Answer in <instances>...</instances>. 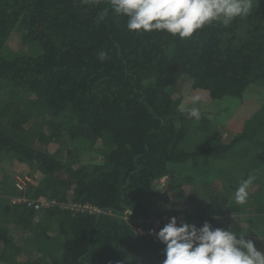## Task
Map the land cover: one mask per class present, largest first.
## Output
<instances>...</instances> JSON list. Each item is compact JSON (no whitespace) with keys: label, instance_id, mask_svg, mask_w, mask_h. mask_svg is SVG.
<instances>
[{"label":"trees","instance_id":"trees-1","mask_svg":"<svg viewBox=\"0 0 264 264\" xmlns=\"http://www.w3.org/2000/svg\"><path fill=\"white\" fill-rule=\"evenodd\" d=\"M251 3L229 26L214 22L182 39L129 31L108 0H0V159L13 155L31 170L19 196L57 202L13 203L5 194H16L15 182L1 174L0 264H160L163 245L134 223L176 217L177 190L197 186L178 223L227 227L229 214L244 211L230 176L237 185L255 177L262 191L246 203L264 216V104L228 142L211 137L207 114L195 120L178 110L188 92L210 105L264 88V0ZM15 37L24 52L8 48ZM97 145L99 159L74 153ZM162 178L167 187L158 192ZM8 223L30 236L34 257L20 259Z\"/></svg>","mask_w":264,"mask_h":264},{"label":"clouds","instance_id":"clouds-1","mask_svg":"<svg viewBox=\"0 0 264 264\" xmlns=\"http://www.w3.org/2000/svg\"><path fill=\"white\" fill-rule=\"evenodd\" d=\"M98 4L100 0H91ZM111 11L127 17L129 31H166L179 38H189L196 30L218 22L229 26L236 18L248 16L251 0H108ZM107 14L105 11L104 15ZM98 58L107 54L101 51ZM199 94L191 95L178 110L189 119L201 118ZM254 176L243 180L234 190L237 204L249 197ZM163 245L161 264H264V252L246 238V232L233 231L232 226L213 227L208 221L197 226L172 216L154 232Z\"/></svg>","mask_w":264,"mask_h":264},{"label":"rangeland","instance_id":"rangeland-1","mask_svg":"<svg viewBox=\"0 0 264 264\" xmlns=\"http://www.w3.org/2000/svg\"><path fill=\"white\" fill-rule=\"evenodd\" d=\"M18 42V37L11 38L8 41L7 46L11 52L14 51L15 53H21L25 51V47L19 46ZM191 95L193 94L188 92V98ZM202 99L204 98H201V100ZM261 104H264V88L259 85H251L246 90L241 99H233L231 97H227L220 99V101L211 102L210 105L208 102H200L198 106L201 108V116L204 114L208 115V120L206 124L208 127H210V129H213L211 137H218L220 141L228 142L233 139L236 134L241 132L245 119L249 118L254 112H256L261 107ZM195 133L199 134L200 136L199 132ZM96 148H98V145L91 149L84 146H78L77 151H75L74 153L76 154L77 158H80L81 160L82 158H84L83 160H85L86 157L99 159ZM224 164L226 167L229 168V170L231 169L235 172V163L232 164L224 162ZM0 166V176L1 174H5V178H11V180L15 182L14 185L16 189V194H5L6 199L13 201V199L17 198L18 192L20 191L19 189H17L18 187H16V182H19L20 180L26 182V177L30 178L28 174L31 170L25 163L18 161L13 155L2 156V158L0 159ZM229 178V183L236 184V187L239 186L237 185L238 183L235 182L234 177L230 176ZM215 184L218 185L219 182L215 181ZM166 187L167 182L160 180H157L154 185V188L158 192L165 191ZM259 188V183H253L249 186L248 191L253 195L254 193L256 194V192L262 191V189ZM15 189L12 186L10 189H8V192L10 193L11 191H15ZM197 190V186H185L181 189V191L177 190V192L175 193L176 203L174 208L175 210L179 211V213L176 215V217L183 218V212L188 211L191 207L188 202L187 195L190 192H196ZM231 196H234V191L231 192ZM232 198L234 199V197ZM51 201L56 202L55 199H52ZM59 204L61 206H78V204L74 203ZM240 206L241 209H243L244 211H241L240 214H229V217L231 219L229 225H231L233 231L237 233H239L240 231L246 232V236L248 237V239L253 240L257 249L261 252H264V216H258L254 214L252 212V206L247 205V203ZM169 208H171V205ZM7 225L10 227V234L13 238L14 244H18L20 246V249H22L24 252L20 259L23 257H27L28 254H31L32 257H34L35 244L32 240H30V236L23 237V232L21 230H16L11 225V223H8ZM11 254L15 255V253L13 254L12 252ZM7 257L12 259L11 255ZM129 262L130 264H140L139 258L131 257Z\"/></svg>","mask_w":264,"mask_h":264},{"label":"built area","instance_id":"built-area-1","mask_svg":"<svg viewBox=\"0 0 264 264\" xmlns=\"http://www.w3.org/2000/svg\"><path fill=\"white\" fill-rule=\"evenodd\" d=\"M27 181H29L28 178H26V182L21 180L19 182H16V187H18L17 189L23 190L24 187L27 185ZM160 181H165V178L160 179ZM12 202L13 203L24 202L27 203L28 205H34L35 208H40V209L41 207L56 204V202H52L51 200H48L45 197L28 198L19 195H17V198L13 199ZM63 207H69L71 209H75L79 211H86L91 214L100 213L102 211L94 206H91L90 204H78V206L72 205V206H63ZM130 216H131V211L127 210L125 212L124 218L127 219ZM169 217L172 216H169L168 214H164L161 216H157L155 218L153 217L152 219L151 218L147 220L139 219L136 221V223H134L132 228L139 235L145 236L147 239H151L154 242H157L159 240L156 238L154 232L158 231L159 228L162 227L168 221Z\"/></svg>","mask_w":264,"mask_h":264},{"label":"water","instance_id":"water-1","mask_svg":"<svg viewBox=\"0 0 264 264\" xmlns=\"http://www.w3.org/2000/svg\"><path fill=\"white\" fill-rule=\"evenodd\" d=\"M100 213H102V211H101ZM100 213H99V214H100Z\"/></svg>","mask_w":264,"mask_h":264}]
</instances>
